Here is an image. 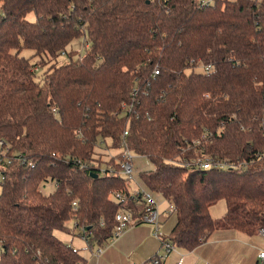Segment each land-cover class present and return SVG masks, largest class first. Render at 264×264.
I'll return each mask as SVG.
<instances>
[{
	"label": "trees",
	"instance_id": "obj_1",
	"mask_svg": "<svg viewBox=\"0 0 264 264\" xmlns=\"http://www.w3.org/2000/svg\"><path fill=\"white\" fill-rule=\"evenodd\" d=\"M79 38L82 54L67 48ZM0 139L12 156L0 264H84L55 229L74 219L92 248L118 210L138 212L123 145L173 206L172 245L190 251L223 225L264 230V0H0ZM204 156L229 164H190Z\"/></svg>",
	"mask_w": 264,
	"mask_h": 264
},
{
	"label": "crops",
	"instance_id": "obj_2",
	"mask_svg": "<svg viewBox=\"0 0 264 264\" xmlns=\"http://www.w3.org/2000/svg\"><path fill=\"white\" fill-rule=\"evenodd\" d=\"M215 204L217 202L209 206V212L212 217L220 218L222 215L218 216L213 213V208H216ZM169 209L164 208L161 210L160 208L162 213L159 227L162 237L170 232L175 222V217L170 219V214L165 215V211ZM221 209L225 211L226 207L222 208L221 205ZM261 249H264V234L258 231L247 234L223 225L211 230L205 240L190 251L174 245L164 255L161 262L162 264H255L258 259V251ZM89 251L93 254L94 248H89ZM162 252L160 237L153 234V225L140 223L126 229L100 254L95 255V258L85 263L138 264L151 255Z\"/></svg>",
	"mask_w": 264,
	"mask_h": 264
},
{
	"label": "built area",
	"instance_id": "obj_3",
	"mask_svg": "<svg viewBox=\"0 0 264 264\" xmlns=\"http://www.w3.org/2000/svg\"><path fill=\"white\" fill-rule=\"evenodd\" d=\"M201 1L204 2L205 0H201ZM84 45H86V43H84V39H82L81 47L79 49H76L78 51V54L83 53ZM210 68H211L210 64L198 65V69L200 70H207ZM155 72H157V70H155ZM126 134L127 131L126 130L123 131V135L125 136ZM198 142H199L198 139L193 140V143L195 144ZM130 154L131 152L128 150V148L125 145H123L120 153V157L117 159L119 162L120 170L124 173V176H127L128 178H131V173H132ZM11 161H12V156H10V147L2 139H0V185L5 179V171L3 166L10 164ZM190 164L202 168H210V167L221 168V167H225L229 163L225 160H221L218 158L204 156L191 161ZM138 193L140 194V199L143 204L142 208L136 213H133L132 211L123 208L118 210L115 213V225L112 229V233L102 244L96 245L93 251L94 255L100 254L105 247L110 245L116 238L121 236L126 231V229H128L129 227L135 224H140V223H149L153 225V234L160 237L161 247L163 248V252L156 253V255L151 259L149 263H154V264L159 263L164 258V255L173 248L174 245H172L167 238H163L161 236V231L159 227L161 211L157 204L154 192L147 189L146 187L144 188L140 187L138 188ZM74 203L75 202H73V204ZM171 213H172V209L165 211V215H169ZM100 224H103L102 220L100 221ZM258 232L264 234V230L262 228H259ZM81 236L87 242L86 238L83 235ZM257 255H258V259L256 260L255 264H264V249L259 250Z\"/></svg>",
	"mask_w": 264,
	"mask_h": 264
},
{
	"label": "rangeland",
	"instance_id": "obj_4",
	"mask_svg": "<svg viewBox=\"0 0 264 264\" xmlns=\"http://www.w3.org/2000/svg\"><path fill=\"white\" fill-rule=\"evenodd\" d=\"M213 0H209V3H212ZM26 18L29 20H34L35 19V15L33 13V11H30L26 14ZM81 42H82V38L79 39H74L68 46V49L74 48V49H79L81 47ZM32 53L31 50L29 49H22L21 54L28 56ZM60 59L63 61L64 59V55L62 54L60 56ZM119 151V148H111L109 151V154H115ZM131 165H132V173H131V178H130V182H129V188L130 189H134L137 190L138 188L142 187L144 188L145 186L143 185L142 181L139 179L138 176V171L142 170V169H148L152 167V164L150 163V161L141 155L138 154H134L133 152H131ZM108 158V157H107ZM105 158V159H107ZM120 174L124 176V173L122 171H120ZM54 188L53 186V182L48 178L45 181H43L40 185V189L47 193L49 191H51ZM0 190H1V185H0ZM155 197H156V201L157 204L160 206L161 210L164 208H170L172 209L173 206L170 202H168L163 196H161L160 194H156L154 193ZM217 204H215L216 208H213V213L215 215L221 216L222 213L224 212V209H221V205L222 208L224 207V200L219 199L216 201ZM159 208V209H160ZM161 213L160 212V217H161ZM170 219H172L174 217V213L170 214ZM74 219H69L68 221H66V226L67 229L66 230H59V229H55L53 232L54 234L63 242L70 244L71 246H75L76 248H78L79 253L84 257L85 261L89 262L90 260H92L93 258H95V255L90 253L89 251V246L86 243V241L81 237L80 234V229L79 227H76L74 225ZM163 237H165V235H163ZM93 248L96 247L95 242L93 243ZM178 247V246H176Z\"/></svg>",
	"mask_w": 264,
	"mask_h": 264
}]
</instances>
